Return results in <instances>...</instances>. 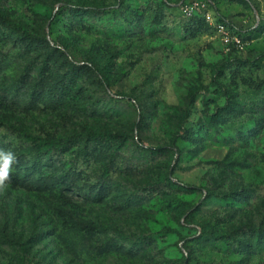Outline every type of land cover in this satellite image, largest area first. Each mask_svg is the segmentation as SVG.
Wrapping results in <instances>:
<instances>
[{
	"label": "rangeland",
	"instance_id": "1",
	"mask_svg": "<svg viewBox=\"0 0 264 264\" xmlns=\"http://www.w3.org/2000/svg\"><path fill=\"white\" fill-rule=\"evenodd\" d=\"M191 1L0 0V264H264V0Z\"/></svg>",
	"mask_w": 264,
	"mask_h": 264
},
{
	"label": "trees",
	"instance_id": "2",
	"mask_svg": "<svg viewBox=\"0 0 264 264\" xmlns=\"http://www.w3.org/2000/svg\"><path fill=\"white\" fill-rule=\"evenodd\" d=\"M190 22H204L202 19H193L189 20ZM207 24V23H206ZM0 35L1 37L5 39H9L19 43H25L28 44L29 42H32L36 40L37 38L34 37V35L30 34L29 32H26L23 29H20L17 27V25L13 22H10L8 19H6L4 16L0 15ZM40 39V38H39ZM42 43H45L47 45L46 47L49 48V53H52L51 51H58L56 48V45L52 46V44L48 40L41 39ZM60 55L65 56V65H66V72L61 76V82L60 84L65 85V90L69 91L71 88L77 87V84L80 85L81 82H83V78L86 76V74L95 72L94 66L91 65L88 62H80L75 59L73 54L68 49L67 52L58 51ZM74 60H73V58ZM51 56L49 55V59L46 61V67H43L44 69H48L51 61ZM67 59V60H66ZM83 84H81L82 86ZM97 85L101 86L103 88V92L105 94L104 98L108 100V102H122L124 101V98H117L112 96L108 90L110 89L109 81L105 78L98 75L97 78ZM27 156L22 155L20 158H26ZM31 159V160H30ZM27 162V164H30L32 166L37 167L40 165V162L43 160L40 157L37 158H30ZM165 181H168L170 183H173V180L170 179L168 176L165 177ZM164 182V180H163ZM165 183V182H164ZM52 184L50 181H47L45 183V186L41 185L40 182L36 183V187L41 190V188L47 187L49 189L46 190H54L56 186H51ZM51 186V187H50ZM14 254L9 255L4 253L6 259L8 260V264H32V261L27 257L28 254L25 250V247L21 243H13L12 245Z\"/></svg>",
	"mask_w": 264,
	"mask_h": 264
},
{
	"label": "built area",
	"instance_id": "3",
	"mask_svg": "<svg viewBox=\"0 0 264 264\" xmlns=\"http://www.w3.org/2000/svg\"><path fill=\"white\" fill-rule=\"evenodd\" d=\"M183 18L187 20L202 19L211 28L218 30L223 39L236 48H243L244 41L238 36L230 35L228 27L224 22H220L210 8L209 2L205 0H192L180 7Z\"/></svg>",
	"mask_w": 264,
	"mask_h": 264
},
{
	"label": "clouds",
	"instance_id": "4",
	"mask_svg": "<svg viewBox=\"0 0 264 264\" xmlns=\"http://www.w3.org/2000/svg\"><path fill=\"white\" fill-rule=\"evenodd\" d=\"M6 165V164H5ZM6 167V166H5ZM7 178V173L5 172L3 176H0V182H2L3 179Z\"/></svg>",
	"mask_w": 264,
	"mask_h": 264
}]
</instances>
